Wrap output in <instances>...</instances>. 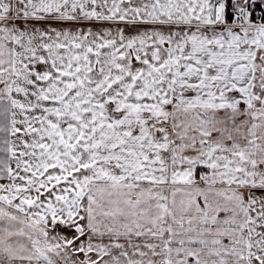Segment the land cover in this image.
Instances as JSON below:
<instances>
[{"label": "snow or ice", "instance_id": "1", "mask_svg": "<svg viewBox=\"0 0 264 264\" xmlns=\"http://www.w3.org/2000/svg\"><path fill=\"white\" fill-rule=\"evenodd\" d=\"M0 264H264V0H0Z\"/></svg>", "mask_w": 264, "mask_h": 264}]
</instances>
